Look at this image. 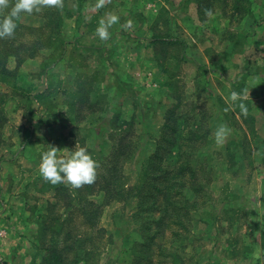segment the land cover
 <instances>
[{
  "label": "rangeland",
  "instance_id": "rangeland-1",
  "mask_svg": "<svg viewBox=\"0 0 264 264\" xmlns=\"http://www.w3.org/2000/svg\"><path fill=\"white\" fill-rule=\"evenodd\" d=\"M236 1H217L200 16L194 0H106L99 9L97 0H64L66 16L49 47L16 68L10 58L15 72L0 80L6 118L0 127V264H42L40 215L51 222L58 214L53 184L38 170L42 151L54 146L67 156L82 146L101 158L115 111L154 136L176 103L180 112L193 105L209 111L210 138L200 153L209 156L216 185L233 194L230 210L207 206L209 220L194 221L181 240L185 248L180 241L175 246L185 264H264V0H238L245 10ZM108 14L119 21L101 40L96 28ZM22 19L35 26L43 21L34 13ZM152 23L181 42L167 47L166 71L152 57ZM240 113L252 116L253 131ZM221 124L231 132L218 148L214 131ZM154 147L149 143L137 159ZM135 207V200L103 207L104 242L90 263L128 264L130 245L140 239Z\"/></svg>",
  "mask_w": 264,
  "mask_h": 264
},
{
  "label": "trees",
  "instance_id": "trees-1",
  "mask_svg": "<svg viewBox=\"0 0 264 264\" xmlns=\"http://www.w3.org/2000/svg\"><path fill=\"white\" fill-rule=\"evenodd\" d=\"M198 13L203 16L210 5L227 0H194ZM14 0H9V5ZM235 7L245 6L236 1ZM225 7V6H222ZM63 7H42L33 12L41 15L42 23L33 25L23 21V14L17 21L14 35L0 38V80L13 75L8 68L10 58H15V68L25 57H34L51 44L59 32L60 20L66 16ZM248 10V9H247ZM8 9H0V18ZM160 11L158 17H161ZM214 8L208 11L211 13ZM206 17V16H205ZM155 20V18H154ZM166 28L170 24L166 20ZM159 25L152 23L149 43L154 61L166 71L170 58L169 45L181 43L170 39ZM50 58L54 55L49 54ZM220 102V101H219ZM218 102V103H219ZM223 104V103H222ZM178 103L168 107L156 135L141 133L131 119H123L115 111L109 119V149L101 158L89 154L97 162L94 183L73 189L65 183L53 185L55 216L47 222V216L40 215L37 236L38 247L45 252L42 264L77 262L90 263L103 241L105 229L99 226L103 207L110 204L135 200L134 216L140 239L130 245L128 264H185L176 242L191 233L194 221H208L211 210L207 206L219 204V213L231 209L227 201L233 192L216 185L213 167L208 155H201L200 149L210 138L208 126L209 111L193 105L188 110H176ZM95 108V107H92ZM225 114V109L222 106ZM201 113V117L196 115ZM240 117L249 130L253 131L252 116ZM5 115L0 111V127ZM5 140L0 137V148ZM153 143L152 152L137 159V154ZM178 147L173 152V148ZM220 189V191H218ZM219 197V198H218ZM216 198H218L216 200ZM216 200L218 203H215ZM217 210V208H215ZM47 231L48 234H44ZM182 249L186 243H182ZM181 248V247H179Z\"/></svg>",
  "mask_w": 264,
  "mask_h": 264
},
{
  "label": "clouds",
  "instance_id": "clouds-1",
  "mask_svg": "<svg viewBox=\"0 0 264 264\" xmlns=\"http://www.w3.org/2000/svg\"><path fill=\"white\" fill-rule=\"evenodd\" d=\"M106 0H97L95 8H102ZM64 0H14L9 5V0H0V9H8L7 14L0 18V38L11 37L17 27L16 21L23 15H31L38 12L42 7H63ZM119 21L115 14H108L107 18H102L96 28V35L101 40H108L109 28ZM126 27L132 26V21L125 22ZM238 93L233 91L231 97L236 100ZM243 107V106H242ZM246 112V108L243 109ZM231 129L225 125H219L214 131V140L218 148H222L230 135ZM97 162L89 154L85 147H75L70 150L67 156L58 155V150L54 146H48L40 154L38 170L41 177L53 184L65 183L73 189L83 185L92 184L96 179Z\"/></svg>",
  "mask_w": 264,
  "mask_h": 264
}]
</instances>
